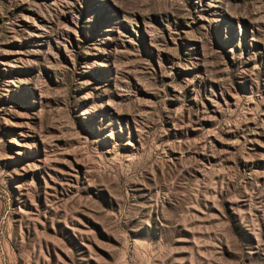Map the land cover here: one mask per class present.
<instances>
[{
	"label": "rangeland",
	"instance_id": "374dc122",
	"mask_svg": "<svg viewBox=\"0 0 264 264\" xmlns=\"http://www.w3.org/2000/svg\"><path fill=\"white\" fill-rule=\"evenodd\" d=\"M0 264H264V0H0Z\"/></svg>",
	"mask_w": 264,
	"mask_h": 264
}]
</instances>
